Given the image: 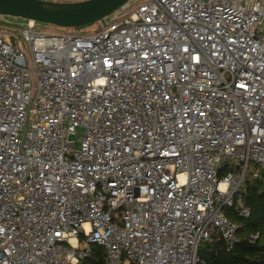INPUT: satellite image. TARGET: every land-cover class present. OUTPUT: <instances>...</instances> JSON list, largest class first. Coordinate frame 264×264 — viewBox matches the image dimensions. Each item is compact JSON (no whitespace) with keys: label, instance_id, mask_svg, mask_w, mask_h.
<instances>
[{"label":"built area","instance_id":"obj_1","mask_svg":"<svg viewBox=\"0 0 264 264\" xmlns=\"http://www.w3.org/2000/svg\"><path fill=\"white\" fill-rule=\"evenodd\" d=\"M106 16L0 25V264H86L92 243L97 264H198L213 234L237 241L224 207L249 215L234 196L264 168V0Z\"/></svg>","mask_w":264,"mask_h":264},{"label":"trees","instance_id":"obj_2","mask_svg":"<svg viewBox=\"0 0 264 264\" xmlns=\"http://www.w3.org/2000/svg\"><path fill=\"white\" fill-rule=\"evenodd\" d=\"M17 19L23 21L21 18ZM4 23L3 21L0 25H8ZM256 171L255 177L251 175L252 171L245 176L243 184L234 196L235 204L249 208V215H238L234 207H224L222 210L236 225L237 241L230 249H226L222 240L216 239L213 234L210 239L199 244L198 264H264V168ZM251 233H257V237L249 241L247 236ZM103 256L102 246L92 243L85 263H102Z\"/></svg>","mask_w":264,"mask_h":264},{"label":"water","instance_id":"obj_3","mask_svg":"<svg viewBox=\"0 0 264 264\" xmlns=\"http://www.w3.org/2000/svg\"><path fill=\"white\" fill-rule=\"evenodd\" d=\"M124 1L126 0H0V16L75 28L94 21L102 24L103 17Z\"/></svg>","mask_w":264,"mask_h":264},{"label":"rangeland","instance_id":"obj_4","mask_svg":"<svg viewBox=\"0 0 264 264\" xmlns=\"http://www.w3.org/2000/svg\"><path fill=\"white\" fill-rule=\"evenodd\" d=\"M55 1L65 2V1H76V0H55ZM133 1L137 2V0H133ZM2 22L3 21L0 20V23H2ZM4 22H5L4 24H8V25H12V26L21 24V21H18L17 18H5ZM105 22L106 23L109 22V18L107 16H105ZM98 26H99V23L96 22V21L88 23V24H85V25H82V26H79V27H75V28H72V27H57V26H54V25H51V24H42V23L35 22L34 29L35 30H40V31H45V32H48V33H52V32H55V33H66V32L89 33V32L96 31L98 29ZM79 136H80L79 134L76 135L77 138ZM74 145L76 146V143ZM253 170H255V171L256 170H260V167H258V166L256 167L253 164H249L248 173L250 171H253Z\"/></svg>","mask_w":264,"mask_h":264}]
</instances>
